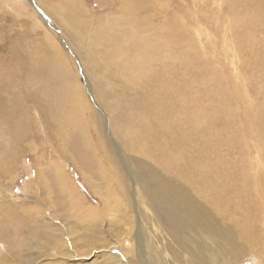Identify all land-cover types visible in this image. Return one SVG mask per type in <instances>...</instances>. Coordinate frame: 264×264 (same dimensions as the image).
Returning <instances> with one entry per match:
<instances>
[{"label": "bare ground", "instance_id": "obj_1", "mask_svg": "<svg viewBox=\"0 0 264 264\" xmlns=\"http://www.w3.org/2000/svg\"><path fill=\"white\" fill-rule=\"evenodd\" d=\"M15 1L20 6V2ZM35 1L42 13L51 17L62 29L63 34L72 40L71 45L73 44L72 46L80 52L83 62L79 65L82 69L84 68V70L81 69L82 75L87 74L95 83L93 88L87 82L86 88L99 90L97 92L99 101L109 112L113 120L114 134L123 145L122 147L129 153L141 157L135 158L136 172H132V168L125 163L136 210L138 212L141 209L143 213L137 214L135 220L126 217L131 226L129 230L119 227L120 233L115 239L114 249L120 254H112L108 246L97 249L107 248L109 251L82 253L79 249L78 252L74 242H66V244L63 238L55 242L56 236H53L54 239H48L52 234H45L44 237L46 241L48 240L47 246L50 248L47 250L49 258L54 256L52 252L55 249L59 250L58 256L63 264L70 262L79 264H243L246 258L251 259L254 264H264V128L260 133L261 139L260 136L258 138L260 141H257L261 151L254 158L249 155L244 156L245 154L242 153L244 151L238 152L237 149L242 141L234 132L221 136L213 127L210 136L203 138L206 123L208 127L212 125L209 114L212 111L224 112L226 105L227 109L231 110L230 104L233 99L228 97L230 96L228 86L222 85L209 93L204 101L205 104L194 98L190 100L184 97L180 87V69L184 66L182 61L181 65L179 64L177 55L185 46L181 33L178 30L172 37L169 35L167 38L169 30H166L164 38L158 35L162 27L156 30L157 33L154 32L155 35L151 34L153 28L148 29L144 34L136 33L137 30L133 31L132 26L135 25L133 0H114L116 5L125 6V9L119 8L120 12L118 9L117 13H108V11L106 15L94 13L84 4V0ZM240 2L245 11L251 14L247 30L251 31L250 33L257 31L258 25L261 24L259 18L264 14V2L262 0H241ZM104 7L102 6V9ZM233 22L234 25L231 28H234V31L239 30L242 22H238V25L235 20ZM233 35L230 42L224 41L225 45L241 55L240 44L247 47L251 45L245 41L242 43L238 39L241 34L237 33L238 36L235 37ZM46 37H49L48 33ZM59 38H61L60 35ZM166 38L172 48L168 47ZM251 38L253 36H247V39ZM60 43L62 44V39ZM52 44L51 42L49 45H42V48L36 51V56L32 53L29 55L37 73L40 74L43 70L53 79L51 86L47 85L49 81L46 80L44 87L40 88V91H34L29 97L36 101L47 122L64 117L68 120L69 126L74 129L73 121L76 120L82 108L74 104L73 96L75 93L76 97L83 101L84 106L87 104L84 102L85 99L79 97L80 94L84 97V91L81 89L80 93H76V87L74 88L70 83V71L58 54V52L62 53L60 45ZM62 45L65 47L64 44ZM259 45L264 54V40ZM162 54H165V57ZM166 57L172 58L174 62L170 71ZM235 57L238 61L235 62L233 59L230 61L232 67L230 71L234 73L237 83L241 77L239 67L243 59L240 60L237 54ZM258 57L261 58V56ZM158 71L163 73L158 83L152 87L145 85L144 81L155 77L153 73ZM118 89L122 90V94L118 92ZM215 92L221 93L219 100L222 103L214 101ZM127 93L131 95V100L127 98ZM239 93L242 96L246 94L242 90ZM93 102L99 107L97 109L103 112L98 102ZM188 102L196 109L192 110L190 107L192 112L186 113L185 108L189 105ZM198 103H200L199 107ZM85 108L88 109V105ZM89 110L92 109L89 108ZM205 121L207 122L204 123ZM185 128L191 129L187 130L188 134ZM200 132L204 139L202 141L199 140ZM104 147L107 149L106 145ZM114 147L118 151L115 145ZM2 151H0L1 154ZM63 152L66 153L67 149H63ZM13 153L15 156L16 152ZM111 157L110 154L107 162L115 166L114 158ZM39 165L43 170L42 164L39 163ZM49 165L54 172L59 170L56 172L61 186L58 193L63 195L71 206L74 204L76 210H83V206L78 202L81 199L77 193L78 189L71 180H68L58 164V159H51ZM45 166L49 167L47 164ZM81 175L83 177L82 172ZM116 180L120 181L119 175ZM109 198L99 197L102 209H105L106 213L110 210ZM123 198L127 201L126 197L123 196ZM16 208L11 207L7 210L14 213L17 212ZM99 208L95 205L85 209L84 212L87 211L91 215L103 213L101 212L103 210L100 211ZM109 214L112 213L109 212ZM42 215L44 217V213ZM109 216L115 218L114 215ZM24 221L17 220L19 225L28 222L26 219ZM5 226L7 227L6 224ZM0 227L2 228L3 224H0ZM36 234L41 235L39 232ZM33 236L32 234L31 237ZM2 237L3 232H0V239ZM10 239L15 246L21 247L20 253L23 252V247L29 246L19 241L14 234L10 235ZM28 239L30 240V236ZM40 246L43 248L44 245ZM90 255L92 258H89ZM8 257L10 261L7 258L5 264H14L15 258L21 256L13 254ZM41 258L37 257L33 264H39L37 261L42 260ZM27 260V256L24 259L21 258L18 264H29L31 261Z\"/></svg>", "mask_w": 264, "mask_h": 264}, {"label": "rangeland", "instance_id": "obj_2", "mask_svg": "<svg viewBox=\"0 0 264 264\" xmlns=\"http://www.w3.org/2000/svg\"><path fill=\"white\" fill-rule=\"evenodd\" d=\"M18 1L20 6L15 0H0V151L6 149V152L2 151V154L0 152V224H3V227H0V232H3L0 242L4 241V243H0V264H5L7 258L10 261L8 256L13 254L21 256L15 258L14 264H18L19 260L26 256L27 261H31L29 264H33L39 256L42 257V260L37 261L39 264H63L58 256L59 250L54 249L52 252L54 256L49 258L47 250L50 248L47 246L48 240L46 241L45 234H52L48 239H54L53 236H56L55 242L61 241L62 238L65 243L74 242L78 252L81 250L82 253L84 251L94 253L110 249L112 254L119 255L120 253L114 249L115 239L120 233L119 227L129 230L131 226L126 217L135 220L137 214L143 213L141 209L138 212L136 210L126 167L128 164L132 168V172H136L135 158L140 156L126 151L118 141L112 128L113 120L105 106L99 101V95H97L99 90L86 88L87 82L93 88H95V83L86 73L85 77L82 75L84 68L82 69L79 63L83 62V58L80 52L72 46L73 44L71 45L72 40L63 34L62 29L55 24L51 17L42 13L35 0ZM113 1L84 0V4L97 15H103L108 11V13H117L119 8L125 9V6L120 7ZM140 1L133 0L134 8L139 7L134 9L133 31L137 30L136 33L144 34L148 29L153 28L151 34H154L159 27H162L158 35L164 38L166 30L170 31L167 32L169 33L167 38L169 35L172 37L178 30L181 33L185 46L182 48L183 50L179 47L181 50L179 49L180 53L177 55L179 64L181 65L182 61V66H184L183 69H180V87H182L184 97L204 102L208 98L207 95L215 91L216 88L225 84L228 86L230 91L228 97L233 99L230 104L231 110L229 111L226 105L224 112L212 111L209 114L212 125L208 127L207 121L204 122L207 125L204 128L203 138L210 136L213 127L221 136L234 132L242 141L237 149L238 152L244 151L242 152L245 154L244 156L257 157L258 152L261 151L257 141H260V133L264 128V54L259 48L260 42L264 40V14L259 18L261 24L258 25L257 31L250 33L251 31L247 29L251 14L246 12L240 4L241 0H144V4V1ZM262 1L264 2V0ZM105 3L107 4L105 5ZM102 6H105V10L102 9ZM233 20L236 24L242 22L239 30L234 31L235 29L231 28L234 25ZM236 32L238 35L241 34L238 39L242 43L245 41L251 45L247 47L240 44L245 50L243 52L241 48V55L225 45L226 41L232 40L233 34L234 37L238 36ZM47 33L49 37H46ZM247 36H253V38L247 39ZM61 39L65 47L60 43ZM51 42L53 46L56 43L60 45L58 46L62 53L58 52V54L70 71L69 79H72H70V83L74 88L76 87V93H80L81 89L84 91L85 98L82 97L83 94L79 95L87 103L84 106L83 101L79 100L75 93L73 96L74 104H78L82 108L75 118L76 120L73 121L74 129L69 126L68 120L64 117L47 122L36 101L29 97L34 91H40L46 80L49 81L47 85L51 86V81H53L51 75L49 73L46 75L43 70L38 74L34 62L31 63L29 58L31 53L36 56V51L41 49L42 45H49ZM168 45L172 48V45L169 43ZM168 47L167 49H169ZM170 52L172 54V51ZM236 54L240 60L243 59L240 61L239 67L241 77L237 83L234 73L230 71L232 68L230 61L233 59L236 62ZM162 55L165 57V54ZM166 60L170 71L174 62L172 58L166 57ZM183 64L190 68L187 69ZM153 74L155 77L145 80V85L152 87L163 77L162 71ZM167 74L169 75L170 72ZM205 77L208 79L206 80ZM208 82L209 84H207ZM240 90L246 92L245 96L240 95ZM121 91L118 89L120 94H122ZM215 93L214 101L222 103L219 100L221 93ZM130 96L127 93L129 100H131ZM93 101L98 102L103 112L97 109L99 107ZM87 105L88 109L85 108ZM189 105L185 108L186 113L196 109L192 104L189 103ZM199 105L200 103H198V107ZM13 129L14 131H12ZM187 130L188 128H185L186 134L191 129ZM18 134L20 136H17ZM201 135L202 132L199 134V140L202 141L204 139ZM259 136L260 139H258ZM63 149H67V152L64 153ZM7 151H11V155ZM14 151L16 152L15 156ZM110 154L111 158H114L115 166L107 162ZM51 159H58V164L68 180H71L77 187V193L81 196L78 202L83 206V210H76L74 204L71 206L67 199L58 193L61 186L56 172L59 170L54 172L50 167ZM39 163L42 164L43 170ZM46 164L49 167H46ZM117 164L118 167H116ZM118 175L120 181L116 180ZM140 178L142 179V177ZM122 181L123 184H121ZM99 197L109 198L110 210L107 213L104 212L105 209H102ZM95 205L100 207L99 210L102 209L101 212L104 214L91 215L87 211L84 212L85 209ZM11 207H17V212L13 213L7 210ZM109 215H114L115 218ZM18 219L23 221L26 219L28 222L19 225ZM149 231L151 232V229ZM38 232L41 235H37ZM11 234L29 246L23 247V252L20 253L21 247L12 243ZM32 234L36 241L31 237ZM41 244L44 245L43 248L40 246ZM101 246L103 248L108 246L109 249H97ZM242 263L254 264L249 258H246ZM69 264L79 263L70 262Z\"/></svg>", "mask_w": 264, "mask_h": 264}]
</instances>
